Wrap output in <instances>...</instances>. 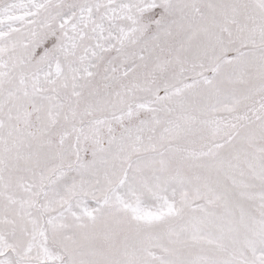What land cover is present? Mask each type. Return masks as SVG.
Masks as SVG:
<instances>
[{"label": "snow or ice", "instance_id": "1", "mask_svg": "<svg viewBox=\"0 0 264 264\" xmlns=\"http://www.w3.org/2000/svg\"><path fill=\"white\" fill-rule=\"evenodd\" d=\"M0 264H264V0H0Z\"/></svg>", "mask_w": 264, "mask_h": 264}]
</instances>
